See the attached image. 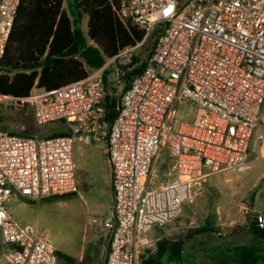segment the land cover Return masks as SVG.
<instances>
[{"label":"built area","instance_id":"2783aa9c","mask_svg":"<svg viewBox=\"0 0 264 264\" xmlns=\"http://www.w3.org/2000/svg\"><path fill=\"white\" fill-rule=\"evenodd\" d=\"M19 3L0 0V58ZM116 15L144 32L138 43L78 81L34 87L25 98L0 94V102L27 104L36 124L61 122L68 131L42 137L0 129V236L11 264H57V247L5 204L12 193L29 201L78 193L76 138L87 136L110 168L112 213L90 219L108 240L104 264H139L152 245L149 232L175 220L202 182L246 172L260 158L264 0H118ZM152 35L142 70L127 77L108 120L104 77L125 78ZM253 222L264 229V213Z\"/></svg>","mask_w":264,"mask_h":264},{"label":"rangeland","instance_id":"374dc122","mask_svg":"<svg viewBox=\"0 0 264 264\" xmlns=\"http://www.w3.org/2000/svg\"><path fill=\"white\" fill-rule=\"evenodd\" d=\"M68 2L64 0V10L73 20ZM86 21L87 18L83 16L74 27L84 33ZM151 40L147 39L137 51L141 62L149 52L146 49ZM114 77L113 73L106 77L104 93L117 102L127 79L115 80ZM0 129L47 137L54 131H65L66 126L61 122L38 125L27 104L14 107L9 102H0ZM162 159L165 160L163 152L159 157L160 161ZM73 160L78 193L31 202L12 193L7 205L12 206L13 210L9 208V211L18 222L27 226L32 234L49 239L58 252L67 253L82 264H104L108 240L90 219L102 216L103 206L111 200L109 164L102 150L92 141L85 144L81 140L77 141V138L73 143ZM15 200L23 206L12 204L11 201ZM259 212L264 213V145L260 150V158L252 159L249 170L207 178L195 191L191 203L182 205L181 214L166 226L155 228L150 236L154 239L170 231L165 237L182 238L203 227L228 235L247 227ZM153 249V245L148 248L150 251ZM183 263L187 264L186 261ZM0 264H11L1 251ZM57 264L66 263L58 260Z\"/></svg>","mask_w":264,"mask_h":264},{"label":"trees","instance_id":"16d2710c","mask_svg":"<svg viewBox=\"0 0 264 264\" xmlns=\"http://www.w3.org/2000/svg\"><path fill=\"white\" fill-rule=\"evenodd\" d=\"M62 3L63 0H20L0 58V94L25 98L34 87L49 90L78 81L88 71L101 67L106 58L115 56L123 48L133 46L143 38L142 30L117 17L118 0H69L73 20L62 8ZM83 16L87 18L84 33L74 27ZM154 38V35L148 38L152 40L146 49L149 51L147 55L151 52ZM140 62L139 56L133 58V63ZM144 63L145 59L128 72L125 79L138 74ZM105 83L106 77L104 89ZM115 105L116 100L104 94L108 120L114 115ZM67 134V130H57L48 136ZM64 196L67 195L52 198ZM247 228L264 243V229L251 224ZM204 230L206 227L200 229ZM156 244L155 251L147 249L140 255L139 264L180 263L182 245L179 239H161ZM235 251L236 257H239L251 250L242 247ZM164 257L166 262H160ZM57 258L66 264H82L58 251Z\"/></svg>","mask_w":264,"mask_h":264},{"label":"crops","instance_id":"0c3cea01","mask_svg":"<svg viewBox=\"0 0 264 264\" xmlns=\"http://www.w3.org/2000/svg\"><path fill=\"white\" fill-rule=\"evenodd\" d=\"M62 8L64 9V0L62 3ZM78 140H81L85 144H88V142L91 141L87 136H81L77 138V141ZM108 185L110 188L111 200L107 201L105 205L103 206V211H102L103 214L100 217H105V216L110 215L113 210V198H112V190H111V185H110V168H109V174H108ZM11 202L12 204L14 203V205L16 204L17 207L23 206L21 205V203H19L16 200L11 201ZM11 202L9 201V203ZM7 204H8V201H6L5 206H6L7 211L10 213L9 208L12 210L13 208L11 205H7ZM251 222H253V219L249 222V224H251ZM25 227L27 228V226ZM154 229H152L149 232V238L151 239L152 245L154 246L153 251L156 250L157 248L156 243L160 241L161 239H175V240L179 239L180 240V243L182 245L181 251H180V264H184L183 261H186L187 264H264V243H262L259 239H257L248 230L247 227H244L237 231H233L229 233L228 235H225L216 230H212V231L198 230L196 232L191 233L189 236H183L182 238L181 237H177V238L165 237L168 234V232H170V231H167L166 233L160 235L158 238L152 239L150 235ZM242 247L249 248L251 251L249 252L246 251L245 253H243V255L236 257L235 249L242 248ZM107 250H108V247H107ZM0 251L1 252L4 251V245L1 242V238H0ZM161 261L166 262L165 257L161 259L160 262ZM78 262H81V261H78ZM170 263H173V262L171 261L166 262V264H170Z\"/></svg>","mask_w":264,"mask_h":264},{"label":"water","instance_id":"95a60500","mask_svg":"<svg viewBox=\"0 0 264 264\" xmlns=\"http://www.w3.org/2000/svg\"><path fill=\"white\" fill-rule=\"evenodd\" d=\"M251 225H255V222H251Z\"/></svg>","mask_w":264,"mask_h":264}]
</instances>
